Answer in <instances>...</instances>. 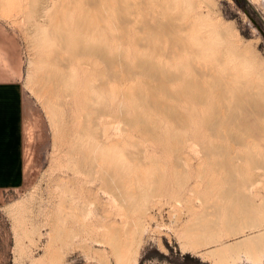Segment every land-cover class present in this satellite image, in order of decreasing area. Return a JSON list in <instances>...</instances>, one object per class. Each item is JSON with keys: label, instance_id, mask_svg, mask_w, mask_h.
Here are the masks:
<instances>
[{"label": "rangeland", "instance_id": "obj_1", "mask_svg": "<svg viewBox=\"0 0 264 264\" xmlns=\"http://www.w3.org/2000/svg\"><path fill=\"white\" fill-rule=\"evenodd\" d=\"M54 1V6L60 5L64 14L65 4L70 0ZM35 2L0 0V79L19 82L25 101L23 182L12 190L0 191V264H264V241L257 239L264 233V163L255 168L236 161L241 172L230 176L233 183L220 166L225 156L206 153L201 138H193L190 132H178L188 143L185 146L176 143L172 124L151 108L147 112L157 119L159 128L146 132L139 122L133 121L132 94L138 89L148 92L155 85L137 68V57H145V48L138 40L143 37L142 15L136 22L127 15V21L134 23L130 22L128 27L115 16L112 22L106 23L112 37L107 54L119 57L122 64L115 69L117 78L102 77L108 92L104 91L98 100V103L106 101L109 109L110 114L104 121L107 125L112 122L108 126V135L113 139L110 143L114 145L116 138L120 141L114 146L117 152L111 144L108 152L113 162L121 164L126 175L125 180L120 181L125 191L111 188L110 193L103 189L107 195L102 193L98 175L90 172L79 176L83 189H90V193L86 196L80 192V185L69 179L73 175L65 154L68 120L46 106L35 78L41 66L39 47L43 42L48 44L44 35L52 28L38 17L36 10L40 0ZM157 2L169 7L171 15L184 16V21L201 14L196 22L199 27L206 28L212 23L225 30L229 34L228 41L244 51L252 79L264 84V0H146L145 4L142 1L140 9L153 12ZM135 27L139 33L134 32ZM123 34L127 36L125 41L117 38ZM123 65L132 73L127 74ZM95 70L102 71L103 67L96 66ZM93 83H99L95 75ZM170 87L174 89L175 85ZM158 97L172 103L163 94ZM117 100L121 101L119 105L122 103L119 108ZM121 109L125 113L123 118ZM179 109H183L182 106ZM116 114L121 117L120 121ZM210 142L217 141L211 138ZM259 168L262 171H258ZM113 189L125 195L118 194V199L111 193ZM223 189L231 191L232 199L226 197V201L221 196ZM133 192H136L135 197ZM80 193V197H84L82 201L78 200ZM235 199L236 203L232 202ZM246 199L249 204L250 200L262 204L258 213H263V217L253 213V223L245 221V217L240 219L242 210L246 218L253 221L248 217L252 215ZM76 202L81 203L78 205L79 208L82 205V210H76V220H69L65 217L70 213L68 207ZM231 209L238 217L235 215L228 220ZM260 219L263 223H258ZM258 224L261 228L255 227ZM231 231L236 235L230 234ZM216 251H220L221 257L216 256Z\"/></svg>", "mask_w": 264, "mask_h": 264}, {"label": "bare ground", "instance_id": "obj_2", "mask_svg": "<svg viewBox=\"0 0 264 264\" xmlns=\"http://www.w3.org/2000/svg\"><path fill=\"white\" fill-rule=\"evenodd\" d=\"M35 1L38 2L39 0ZM52 1L54 0H40L41 8L39 7L40 10L36 8L39 10H36L38 17L44 23L51 25L52 28L49 33L46 32V35L48 33L47 36L44 35L48 44L46 45L45 42L43 44L47 47L44 45V51L43 44L39 47L41 66L35 78L41 91H43L44 95L42 96L45 97L46 106L57 112L63 120H68L69 126L65 128L68 134L65 154L72 165L71 172L73 175L69 179L74 184L80 185V192L86 196L89 195L90 189H83V180L79 176L90 172L98 175L101 185L100 191L105 189L110 193L111 188L120 192L125 191V184L124 187H121L120 181L121 178L125 180L126 175H123V169L119 166L121 164L113 162L108 152L110 140L113 139L108 135V126L112 122H108L109 125H107V122L104 121L108 118L109 113L107 102L100 101L98 103L104 91L108 92L106 82L102 80V77L117 78L115 69L122 64L119 57H110L107 54V46L112 37L107 32L106 23L112 22L114 16L127 27L131 20L136 22L140 20L141 15L143 16L141 18L143 24L141 25L139 22L143 37L138 38V40L140 39L139 42L145 48V57H137V68L140 69L141 74L146 79L153 81L155 85L148 92L138 89L132 94L133 121L139 122L144 131L151 133L152 130L159 128V122L147 110L151 108L157 111L172 124L176 143H182L185 146L188 140L182 139L177 133L190 132L193 138L199 137L203 140L206 153L211 155V153L216 152L219 156L224 155L226 160L221 161L223 163L220 166L225 168L227 177L240 174L241 168L235 165L236 161L244 162L246 165L255 168L263 166L264 84L252 79L244 51L228 41L229 34L225 30L219 29L212 23L207 24L206 28L199 27L196 22L201 14H196L192 19L184 21V16L171 15L168 12L169 7L165 8L158 2L155 3L157 4L155 5L157 6L156 10L152 12L149 11L150 9L141 11L140 4L142 1L145 4L146 0L141 2L137 0H70L69 3L65 4L66 12L63 14L60 11V5L56 4V7ZM36 5L33 6L37 7ZM34 7L33 9H35ZM127 15H131L129 22ZM37 20L38 18L36 22ZM132 22L131 24H134ZM36 25L39 26L40 23L39 25L36 23ZM36 25L33 24L34 27ZM136 29L134 32L139 33V29ZM44 36L41 40L44 39ZM125 37L127 36L123 34L117 38L125 41ZM41 40L39 39V42ZM99 65L103 67L102 71L95 70V67ZM123 69L127 74L132 73L131 69L124 65ZM94 75L99 78L98 84L93 83ZM170 85H175V88H171ZM159 94H163L172 103L169 104L159 99ZM119 102L117 100V106H114L118 108L122 106V103L119 105ZM180 106L183 109H179ZM122 109L123 118L125 113ZM118 112L120 111L118 110ZM117 115L119 120L121 117L119 118V114ZM115 118L116 120L113 119L117 121V117ZM62 123L65 122L62 121ZM62 125L64 128V124ZM211 138L217 142L211 143ZM116 140L119 141L118 138ZM116 140L114 139L115 142ZM117 142L115 144L120 141ZM115 144H111L110 147L113 149ZM114 148V151L117 152L116 147ZM259 170L262 171L261 168ZM254 171L258 172L257 169ZM110 181L114 187H111ZM235 185L233 189H236ZM230 186H233L232 183ZM229 189L234 191L232 187ZM116 190V193L111 191L114 195L116 194V197L118 194L125 195ZM104 192L103 190L102 193ZM225 192H222L221 196L232 199L231 191ZM132 194L135 197L136 192ZM123 195L121 198L125 197ZM80 196L81 193L78 200L80 198L82 201L84 197ZM237 199V201L236 199L231 201L236 203L239 201V197ZM247 199L248 211L251 212V215L255 213L254 216L258 214L260 217L263 213H258V208L262 204L253 203L252 200L249 204ZM222 200L225 201V199ZM85 201L83 202L86 204ZM78 202L75 205L69 204L70 213L68 212L65 216L69 220L74 221L78 217H76L78 212L75 214L76 210H82V205L80 209L78 204L81 203ZM244 209L246 212V207ZM231 211L233 210L231 209ZM230 212L228 213L230 214L228 220L235 215V218L238 217L237 213ZM240 212V219L245 217V221L254 222L255 217L250 216L249 212H247L248 217L253 218V221L246 218L247 214L244 215L242 210ZM68 219L64 218L65 221ZM242 219L244 220V218ZM234 220L236 221V219ZM261 221L263 223L261 219L258 223ZM52 223L48 224L52 225ZM260 226L259 224L255 225L256 228ZM235 230L236 233L237 228ZM233 233L231 231L230 234ZM237 233L239 234V232ZM257 239L263 242L264 233L260 234ZM253 245L250 246L253 247ZM223 252L226 253L225 250ZM214 253L221 257L218 255L220 251Z\"/></svg>", "mask_w": 264, "mask_h": 264}, {"label": "crops", "instance_id": "obj_3", "mask_svg": "<svg viewBox=\"0 0 264 264\" xmlns=\"http://www.w3.org/2000/svg\"><path fill=\"white\" fill-rule=\"evenodd\" d=\"M25 101L22 86L0 79V191L23 182V122Z\"/></svg>", "mask_w": 264, "mask_h": 264}, {"label": "trees", "instance_id": "obj_4", "mask_svg": "<svg viewBox=\"0 0 264 264\" xmlns=\"http://www.w3.org/2000/svg\"><path fill=\"white\" fill-rule=\"evenodd\" d=\"M189 260H191L190 258H188Z\"/></svg>", "mask_w": 264, "mask_h": 264}]
</instances>
